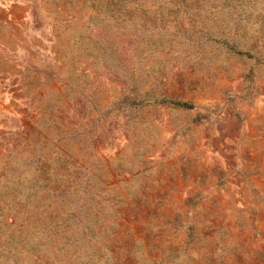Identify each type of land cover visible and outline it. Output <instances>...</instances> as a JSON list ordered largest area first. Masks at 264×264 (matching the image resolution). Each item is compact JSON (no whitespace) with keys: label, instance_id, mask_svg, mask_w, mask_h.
Masks as SVG:
<instances>
[{"label":"rangeland","instance_id":"rangeland-1","mask_svg":"<svg viewBox=\"0 0 264 264\" xmlns=\"http://www.w3.org/2000/svg\"><path fill=\"white\" fill-rule=\"evenodd\" d=\"M0 264H264V0H0Z\"/></svg>","mask_w":264,"mask_h":264}]
</instances>
